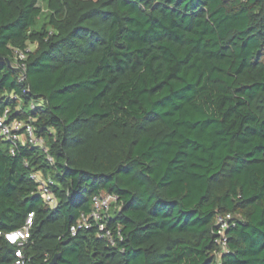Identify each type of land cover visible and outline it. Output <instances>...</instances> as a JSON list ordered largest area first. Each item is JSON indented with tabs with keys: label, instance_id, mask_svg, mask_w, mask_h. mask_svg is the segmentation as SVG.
<instances>
[{
	"label": "trees",
	"instance_id": "obj_1",
	"mask_svg": "<svg viewBox=\"0 0 264 264\" xmlns=\"http://www.w3.org/2000/svg\"><path fill=\"white\" fill-rule=\"evenodd\" d=\"M38 2L0 0V115L47 150L0 137V231L33 214L25 264H264V0ZM101 192L114 244L70 233ZM16 250L0 236V264Z\"/></svg>",
	"mask_w": 264,
	"mask_h": 264
},
{
	"label": "built area",
	"instance_id": "obj_2",
	"mask_svg": "<svg viewBox=\"0 0 264 264\" xmlns=\"http://www.w3.org/2000/svg\"><path fill=\"white\" fill-rule=\"evenodd\" d=\"M32 48L29 46L25 50H15L14 56L16 60V68L18 70H24V61L27 58V52ZM24 76V75H23ZM13 99H17V96H13ZM30 108L33 110L36 108L35 102L30 104ZM9 110L6 109L2 115H0V137L8 142L11 146V152L14 153V147L19 143H31L38 146L40 149L47 151L44 142L41 138L35 135V129L32 125V118L27 121L8 118ZM30 178L38 184V194L42 196L43 200L51 207L55 208L57 205V199L52 193L50 185L51 180L42 178L37 173H32ZM117 202V196L113 193L101 192L94 196L93 207L88 214H82L77 221L70 227V233L76 235L80 230H88L92 226L97 228L98 238H104L109 240L111 244L113 242L112 231L108 228V216L112 204ZM233 216L231 213L218 214L216 218V243L219 247L216 252L217 256L227 251V238L226 232L230 227L234 226ZM33 223V214H28L25 224L16 230L2 233L5 240L17 246L15 252L16 260L12 264H25V257L22 253V247L26 244L30 229Z\"/></svg>",
	"mask_w": 264,
	"mask_h": 264
},
{
	"label": "water",
	"instance_id": "obj_3",
	"mask_svg": "<svg viewBox=\"0 0 264 264\" xmlns=\"http://www.w3.org/2000/svg\"><path fill=\"white\" fill-rule=\"evenodd\" d=\"M4 61H5L9 66H12V65H11V62H10V60H9L8 58H2V57H0V63H2V62H4ZM15 70H18V69L15 68ZM59 257H60L59 254H57L56 256H54V257L52 258L50 264H56V263H57V260H58Z\"/></svg>",
	"mask_w": 264,
	"mask_h": 264
},
{
	"label": "rangeland",
	"instance_id": "obj_4",
	"mask_svg": "<svg viewBox=\"0 0 264 264\" xmlns=\"http://www.w3.org/2000/svg\"><path fill=\"white\" fill-rule=\"evenodd\" d=\"M38 4H39L41 7H44V2H43V0H39ZM30 47L33 49V48H34V45H30Z\"/></svg>",
	"mask_w": 264,
	"mask_h": 264
}]
</instances>
